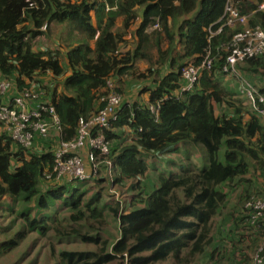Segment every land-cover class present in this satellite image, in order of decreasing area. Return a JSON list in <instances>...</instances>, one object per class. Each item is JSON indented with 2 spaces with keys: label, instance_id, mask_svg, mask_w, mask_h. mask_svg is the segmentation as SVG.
<instances>
[{
  "label": "trees",
  "instance_id": "obj_1",
  "mask_svg": "<svg viewBox=\"0 0 264 264\" xmlns=\"http://www.w3.org/2000/svg\"><path fill=\"white\" fill-rule=\"evenodd\" d=\"M226 2L0 0V75L12 83V97L24 89L45 90L63 140L75 136L80 119L103 108L99 100L113 92L112 80L133 79L138 61L150 66L143 77L150 87L120 107L116 120L100 130L109 142L108 158L118 168L111 183L97 177L83 190L45 183L42 175L51 168V155H25L0 122V264H7L9 255H14L11 264H192L204 256L214 264L219 261L217 248L208 251L215 241V218L228 195L241 185L249 187V176L264 177L263 121L244 106L238 90L220 82L227 76L223 67L232 38L243 31L238 24L224 26ZM232 3L247 16L251 32L264 33V10H259L264 0ZM118 19L124 29L140 19L132 52H117L122 40L111 29ZM156 24L158 29L146 33ZM51 27L57 29L50 40L58 39L57 50L34 52V41L47 37ZM208 53L210 67L200 71L192 88L181 91L182 71L199 67ZM237 70L256 88L261 82L258 89L264 93V49ZM43 74L50 77L51 87H30ZM214 105L222 111L216 112ZM108 187H116L118 192L113 191L121 196L129 194L116 200ZM8 203L20 207L16 218L22 228L14 230ZM242 205L240 214L248 218ZM230 219L233 228L223 225L221 238L238 234V225L245 226L247 235L255 232L262 238L264 224L256 228L245 219L243 224ZM111 223L116 237L109 232ZM51 230L57 239L79 241L86 248L56 250L51 243L32 255L30 246L19 249L31 232L43 236ZM233 243L234 249L240 244Z\"/></svg>",
  "mask_w": 264,
  "mask_h": 264
},
{
  "label": "built area",
  "instance_id": "obj_2",
  "mask_svg": "<svg viewBox=\"0 0 264 264\" xmlns=\"http://www.w3.org/2000/svg\"><path fill=\"white\" fill-rule=\"evenodd\" d=\"M222 19L226 20L224 26L227 27L236 24L244 26L246 23V17L240 16L229 7H226ZM153 27L158 29L157 24ZM231 45L232 49L226 58L223 72L238 82V93L244 100V105L261 117L264 124V93L244 79L237 70V65L246 58L263 53L264 33L244 29L233 36ZM211 63L212 59L208 53L199 67L183 70L182 78L185 83L181 91L192 88L200 71L208 69ZM11 90L12 83L0 75V122L14 144L21 146L25 155H51V168L45 170L42 175L45 183L62 185L66 180V184H69V181L73 184H83L97 177H105L109 183L115 180L116 170L108 158L109 142L100 134V130H106L108 123L116 120L117 110L122 104L119 94L111 92L99 100V103H105L103 108L88 119H80L75 136L63 140L60 120L54 107L46 101L45 90L24 89L13 97L10 95ZM150 110L155 112L153 107ZM93 151L97 153L94 154ZM101 167L103 172L98 175ZM261 193L262 196L258 193L243 202V210L249 216L248 223L256 228L264 224V189ZM254 264H264V229Z\"/></svg>",
  "mask_w": 264,
  "mask_h": 264
},
{
  "label": "rangeland",
  "instance_id": "obj_3",
  "mask_svg": "<svg viewBox=\"0 0 264 264\" xmlns=\"http://www.w3.org/2000/svg\"><path fill=\"white\" fill-rule=\"evenodd\" d=\"M259 10L261 11L264 10V6H260ZM139 23H140V19H138L134 24H132L128 29H124L123 25L120 23V19L116 20L114 27L111 30L112 32H114L115 35L117 34V36H119L122 40L121 43H119L118 45L117 52L121 53V52H126L127 50H130L132 52L135 50L136 40L134 38L133 32L135 31ZM154 30L156 29L152 26L146 31V33L150 34ZM56 34H57V29L54 27H51V30L49 31V35L47 37L46 36L40 37L38 40L34 41L33 48H32L33 51L36 52L41 47H46L45 49L49 48L52 50H57V44L59 43L58 39H56L55 42L50 41L51 39H55ZM151 53L153 55V56L151 55L152 61H154L155 55H156L155 50H152ZM62 62H63V65L66 64L64 59L62 60ZM135 66H137V74L132 76L133 79H123L121 80L120 84H119L120 81L119 82L117 81L116 83L114 82V80H112L114 84L113 83L111 84V90L114 93H118L119 95L121 94L120 96L123 99V105H125L126 103L130 104V102H133V100L138 99L137 94L140 93L144 87H150V83L148 81L146 82V80L144 79V78H147L149 75L148 70L150 66L148 62L144 60L138 61V63L135 64ZM164 73H165V70L162 71V74ZM34 81H38V82L32 83L30 87L40 86V87L46 88V86L48 85L50 86V77L47 74H43L41 76L35 77ZM220 82L225 87H227V84L230 83V79H229V82H226L224 78H220ZM261 86H262V83L260 82L258 84V88H260ZM216 112H218V110H216ZM0 133H2L1 130H0ZM150 174L152 173L150 172ZM257 177L260 178V180H257ZM261 178L262 176L257 175L256 173L253 174V176H249L248 177V179L250 180L249 189H245V190H247L250 194L254 193L255 195H256V192H258L259 195L262 196L260 189L261 190L264 189V179L263 178L261 179ZM63 183L66 184V180H64ZM71 184H73L72 181H69L70 187H72ZM90 184L74 183L73 186L77 187L80 190H83V189H88ZM113 190L118 192L116 187H113L112 189L108 187L107 193L110 195L112 194L111 196L116 200L118 199L122 200L123 196H126L129 194V192H126V194H123L121 196L120 194H117ZM245 190H243V192ZM233 195L234 193L231 195H228V198H227L228 200L225 204V208L222 209V211L215 218L216 226L214 227V231H213V237L215 238V241L213 245L211 244L208 251L209 252L211 251V247L217 248V251L219 252V256H218L219 261L216 262L217 264H245V263L254 264V258H255L256 252L261 244L260 243L261 236L260 237L257 236L259 234L254 232L252 233V237H251L247 235L246 233H244L243 229L245 228V226L241 227V225H238L237 227H234L235 231L238 232V234H236L235 236H234L235 233H230V232L226 233L227 237L225 238H221L219 235V232L223 234V231H222L223 225L227 228H233V222L230 218L231 216H234V214L238 215V217L236 218V221L241 220L240 222L241 224H243V221H242L243 219H241L240 216L245 215V214L243 213L240 214V211L237 210V208L239 206L238 201H241V197H242L241 195H244V194H241L240 196L235 194V197H233ZM245 196L247 197L248 194H245ZM8 207L10 210L14 211L11 215V219L15 220L14 221L15 223L13 225L14 230L22 228L21 226H23V223H22L21 218L19 219L16 218L18 216L17 212H19L20 207L18 205L11 207L9 203H8ZM64 217L67 218L68 214H65ZM63 224L65 225V223ZM110 226L111 227L109 228V232L113 234V236L116 237L118 234L117 233L115 234L116 229L114 227V223H111ZM255 231H258V229H255ZM47 233L48 234L40 236L36 232H33V233L31 232L30 235H28L27 239L20 245L21 247L19 249L24 250L26 247L30 246V248H28V251L31 252V255H32V254H35L37 248H39L40 246H43V245L50 246L51 243L53 244V247L56 250H62V249L83 250L86 248V246L80 244L79 241L74 242V241L68 240L69 241L68 242L67 240L57 239L56 235L53 233L52 230ZM115 237L112 239L113 241L115 240ZM247 237H249L250 239H248ZM220 238H221V241L223 242L220 241ZM233 240L240 243L236 249H234L232 246V244L234 245ZM251 244H253L254 246L252 247ZM11 254H16V252L11 253ZM13 257L14 255H9L7 257V264H11V262L13 261ZM31 257L34 259L33 256ZM241 260H243L242 263H241ZM195 262L192 264H197V262L198 264H210V263L214 264L213 261H210L209 259H207V256H204L203 258H199ZM35 263L39 264L40 262L36 261ZM44 264H48V263H44ZM159 264H176V263L165 261Z\"/></svg>",
  "mask_w": 264,
  "mask_h": 264
},
{
  "label": "crops",
  "instance_id": "obj_4",
  "mask_svg": "<svg viewBox=\"0 0 264 264\" xmlns=\"http://www.w3.org/2000/svg\"><path fill=\"white\" fill-rule=\"evenodd\" d=\"M229 79H230V83H228L227 84V89H229V90H238V88H239V85H238V82L235 80V79H233V78H230L229 76H226V77H224V80L226 81V82H229ZM248 81V80H247ZM215 107H214V110H218V111H222V108L221 109H219L220 107L219 106H216V105H214ZM245 106V105H244ZM263 179H264V177H262ZM261 178V179H262ZM257 180H260V178H258L257 177ZM247 183H249V182H247ZM261 184H263V183H261ZM246 189V185H241V186H239V188L236 190V192L234 193V195H233V197H235V194H237V195H241V194H244V195H241L242 197H241V201H238L239 202V206H238V208H237V210H239L240 209V204L242 203L243 204V201H245L246 199H249L250 197H255L257 194H258V192H256V195L253 193V194H250L249 196H245V192H243V190H245ZM247 189H249V187L247 188ZM242 190V191H241ZM260 191H261V189H260ZM243 198V199H242ZM240 211V210H239ZM243 213V212H242ZM247 216V215H246ZM238 217V215L237 214H234V216H232V218L233 219H235V218H237ZM241 217V219H245L246 221H248L249 222V216H248V218H245V215H242V216H240ZM250 223V222H249ZM254 253H255V251H254ZM253 253V254H254ZM238 259V258H237ZM210 260V259H209ZM215 260V259H214ZM212 261V260H211ZM243 262V260H241V263ZM211 264V263H210ZM246 264V263H245Z\"/></svg>",
  "mask_w": 264,
  "mask_h": 264
},
{
  "label": "clouds",
  "instance_id": "obj_5",
  "mask_svg": "<svg viewBox=\"0 0 264 264\" xmlns=\"http://www.w3.org/2000/svg\"><path fill=\"white\" fill-rule=\"evenodd\" d=\"M261 6H264V5H261ZM226 7H229V8H232V9H234V7H233V3H232V0H227V2H226V6H225V8H224V12H225V9H226ZM236 12H238L236 9H234ZM224 12H223V14H222V16H221V19H222V17H223V15H224ZM239 14V13H238ZM240 15V14H239ZM240 16H242V15H240ZM246 17V23H245V25L244 26H242V25H240V24H238V25H240V26H242L243 27V30L244 29H246V30H249L248 29V19H247V16H245ZM238 33V32H237ZM112 93H114V92H112ZM115 94H118V93H115ZM121 95V94H120ZM122 98V97H121ZM123 106V99H122V104H121V106L120 107H122ZM119 107V108H120ZM118 108V109H119ZM113 163V162H112ZM115 167V166H114ZM115 170H116V174L118 173V168H115Z\"/></svg>",
  "mask_w": 264,
  "mask_h": 264
},
{
  "label": "bare ground",
  "instance_id": "obj_6",
  "mask_svg": "<svg viewBox=\"0 0 264 264\" xmlns=\"http://www.w3.org/2000/svg\"><path fill=\"white\" fill-rule=\"evenodd\" d=\"M244 202V201H243ZM242 207H243V205H242Z\"/></svg>",
  "mask_w": 264,
  "mask_h": 264
}]
</instances>
